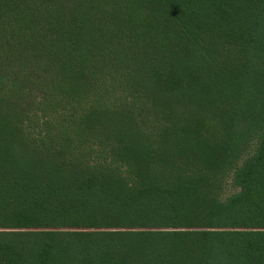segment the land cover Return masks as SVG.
<instances>
[{
  "label": "trees",
  "instance_id": "1",
  "mask_svg": "<svg viewBox=\"0 0 264 264\" xmlns=\"http://www.w3.org/2000/svg\"><path fill=\"white\" fill-rule=\"evenodd\" d=\"M0 264H264V0H0Z\"/></svg>",
  "mask_w": 264,
  "mask_h": 264
}]
</instances>
